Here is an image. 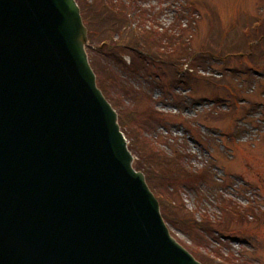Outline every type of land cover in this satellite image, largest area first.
<instances>
[{"label":"water","instance_id":"1","mask_svg":"<svg viewBox=\"0 0 264 264\" xmlns=\"http://www.w3.org/2000/svg\"><path fill=\"white\" fill-rule=\"evenodd\" d=\"M76 0H0V264H202L97 85Z\"/></svg>","mask_w":264,"mask_h":264},{"label":"rangeland","instance_id":"2","mask_svg":"<svg viewBox=\"0 0 264 264\" xmlns=\"http://www.w3.org/2000/svg\"><path fill=\"white\" fill-rule=\"evenodd\" d=\"M118 2L131 4L132 12L147 10L164 29H174L179 18L184 23L188 18L195 20L186 33L192 52L172 65L147 58L136 70L129 54L124 59L130 65L112 63L133 91L128 89L119 96L115 92V100L139 112L141 131L126 129L128 140L135 145L134 162L137 164L142 150L156 159L159 149L168 156L179 152L188 169L209 168L215 187L200 182L180 191V199L198 218L204 211L214 218L218 193L264 209V36L248 46L253 39L250 34L257 37L263 33L261 28L244 34L243 51L225 52L241 30L246 31L245 26L256 19L264 22V0H206L193 9L194 15L183 11L184 0ZM107 46L97 42L87 46L95 66L108 61ZM204 46L211 50L206 52ZM217 51L224 56L211 54ZM169 226L186 247L199 239L205 253L218 250L241 263L264 264V220L250 216L211 235L172 222Z\"/></svg>","mask_w":264,"mask_h":264},{"label":"trees","instance_id":"3","mask_svg":"<svg viewBox=\"0 0 264 264\" xmlns=\"http://www.w3.org/2000/svg\"><path fill=\"white\" fill-rule=\"evenodd\" d=\"M78 1L82 8L85 23L89 27V38L92 44L96 42L108 44L105 47L108 52L106 56L108 61L103 65L94 66L99 86L114 107L117 108L122 129L126 133V129L133 132L141 131V121H137L140 120L138 110L133 106L119 104L115 100L113 93L117 92L116 94L119 96L128 89L131 93L133 91L126 80L121 78L118 70L112 67V63L123 61L126 65H130L131 62L124 59V55L129 54L134 62L131 65L136 70L143 67V62L147 58L172 64L175 61L173 56L175 51L180 55L191 53L192 50L186 41V37L181 32L182 29L177 34L176 32L172 33L170 29L158 28L155 25L157 17L151 18L150 12L147 10L132 12L131 4L121 3L118 0ZM202 2V0H186L187 6L184 11L192 13V10ZM178 22H180V26L183 25L180 19ZM193 22L191 19L189 23L193 24ZM261 30L264 33V30ZM250 35L249 38L254 37V35ZM176 43H178V47L175 49ZM213 53L218 56L223 55L222 51ZM108 62L109 64H107ZM146 142L147 144L150 143L149 140ZM130 148L134 150L135 145L130 144ZM140 152L137 166L145 172L150 187L160 200L162 214L167 222L184 225L189 227L192 232L199 230L205 235H211L221 232L223 229H229L235 223L245 222L250 216L256 220H264V210L259 206L242 205L222 193H218L216 198L219 213L213 218L209 212L204 211L198 218L196 211L188 209L180 199V191L185 185L192 186L200 182H210L215 187L211 182L212 175L209 168L206 167L202 170L186 168L182 164L181 155L178 152L168 156L162 150L157 149L154 154L156 159L148 156L143 150ZM202 247L203 242L200 243L199 239H195L194 244L188 246L203 264H245L232 254L225 256L218 250H210L205 253L202 251Z\"/></svg>","mask_w":264,"mask_h":264}]
</instances>
